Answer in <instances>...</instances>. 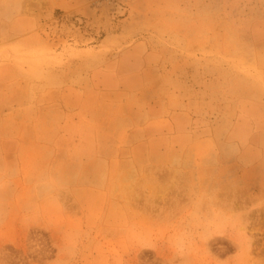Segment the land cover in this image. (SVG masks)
Masks as SVG:
<instances>
[{
    "label": "rangeland",
    "instance_id": "374dc122",
    "mask_svg": "<svg viewBox=\"0 0 264 264\" xmlns=\"http://www.w3.org/2000/svg\"><path fill=\"white\" fill-rule=\"evenodd\" d=\"M0 264H264V0H0Z\"/></svg>",
    "mask_w": 264,
    "mask_h": 264
}]
</instances>
